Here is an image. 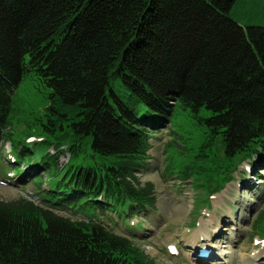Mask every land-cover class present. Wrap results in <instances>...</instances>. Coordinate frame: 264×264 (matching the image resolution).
Masks as SVG:
<instances>
[{"label": "trees", "instance_id": "16d2710c", "mask_svg": "<svg viewBox=\"0 0 264 264\" xmlns=\"http://www.w3.org/2000/svg\"><path fill=\"white\" fill-rule=\"evenodd\" d=\"M239 2L0 0V142L11 96L28 74L50 91L49 110L70 121L66 135L48 142L56 155L12 147V172L37 187L40 205L0 201V264H153L99 216L126 228L154 212L152 186H136V175L154 134L178 111L204 127V146L218 143L235 162L219 172L224 184L243 162L262 176L264 26L240 20L251 12L236 10ZM87 141L91 156L111 162L78 160ZM3 158L0 150V166Z\"/></svg>", "mask_w": 264, "mask_h": 264}, {"label": "rangeland", "instance_id": "374dc122", "mask_svg": "<svg viewBox=\"0 0 264 264\" xmlns=\"http://www.w3.org/2000/svg\"><path fill=\"white\" fill-rule=\"evenodd\" d=\"M258 1L239 2L236 10L251 12L239 19L259 21L264 26V0L262 7L252 8ZM115 90L118 91L117 86ZM11 97L8 125L3 130L5 138L0 142L4 154L3 166H0V201L15 203L25 199L40 205L37 187L30 182L22 184L12 172V147L23 143L36 156L56 155L55 147L48 142L66 135L70 121L49 110L52 106L50 91L29 74ZM53 106L61 113L66 111L58 103ZM208 115V110L200 112L201 117ZM57 118L62 122L58 123ZM170 119L166 129L154 134L146 169L136 175V186H152L155 213L133 218L126 228L110 217L99 216V221L106 223L115 235L127 237L153 264H213L208 261L210 255L204 259L197 257L206 245L200 239L207 238L205 235L195 237L201 222L207 226L205 231L209 237L205 242L218 246L215 261L219 264H264V170H259L262 179L256 180L252 177V167H247V162L240 163L232 174L234 178L224 184V175L219 172L234 170L235 162L230 163L223 157L218 143L204 146V127L186 112L178 111ZM53 122L56 126H52ZM61 142L66 144L67 140ZM84 146L77 159L83 160L85 165L101 167L111 162L110 157L91 156L90 142H85ZM62 159L67 160V157H61L60 161ZM75 162V159L71 160L72 165ZM240 172L246 175L242 177ZM42 177L41 188L45 189L50 174ZM72 218L79 219L77 216ZM138 225H142L144 231H138ZM217 226L220 232L216 235ZM169 247L174 248V254Z\"/></svg>", "mask_w": 264, "mask_h": 264}, {"label": "bare ground", "instance_id": "6f19581e", "mask_svg": "<svg viewBox=\"0 0 264 264\" xmlns=\"http://www.w3.org/2000/svg\"><path fill=\"white\" fill-rule=\"evenodd\" d=\"M253 175H255L254 174V172H252V176ZM234 177L233 176H231V180L233 179ZM259 179H262V177H260V178H258V180ZM254 187V186H253ZM205 230H207V226H206V224L204 223V222H201L200 224H199V228H198V230H197V232L195 233V237H197V236H204L205 235V237H207V238H201L200 239V242L201 243H204V244H206L205 245V249H206V252H207V254H208V256L210 255V258H209V260L208 261H213L214 263L213 264H219L218 263V261H215V260H217L216 258H217V252H218V246H216L214 243H208V242H205L206 240L208 241V234L206 233V231ZM203 231V234H201V232ZM220 232V230H218V226H217V228L215 229V231H214V234H218ZM212 236V235H211ZM199 239V238H198ZM200 246H202V245H200ZM204 249V250H205ZM219 259V258H218ZM243 259V258H242ZM199 261V260H198Z\"/></svg>", "mask_w": 264, "mask_h": 264}, {"label": "water", "instance_id": "95a60500", "mask_svg": "<svg viewBox=\"0 0 264 264\" xmlns=\"http://www.w3.org/2000/svg\"><path fill=\"white\" fill-rule=\"evenodd\" d=\"M16 264H30V263H27V262H20V263H16Z\"/></svg>", "mask_w": 264, "mask_h": 264}]
</instances>
